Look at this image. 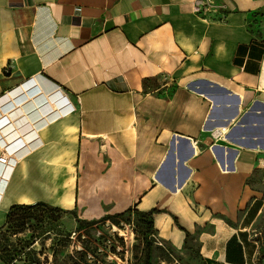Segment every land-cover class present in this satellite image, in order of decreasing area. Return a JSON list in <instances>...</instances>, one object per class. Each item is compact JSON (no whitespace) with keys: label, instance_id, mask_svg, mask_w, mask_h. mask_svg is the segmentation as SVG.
<instances>
[{"label":"crops","instance_id":"crops-1","mask_svg":"<svg viewBox=\"0 0 264 264\" xmlns=\"http://www.w3.org/2000/svg\"><path fill=\"white\" fill-rule=\"evenodd\" d=\"M0 0V231L44 202L151 213L190 264H264V0Z\"/></svg>","mask_w":264,"mask_h":264},{"label":"rangeland","instance_id":"rangeland-1","mask_svg":"<svg viewBox=\"0 0 264 264\" xmlns=\"http://www.w3.org/2000/svg\"><path fill=\"white\" fill-rule=\"evenodd\" d=\"M73 212L39 206L18 213L0 232V264H54L56 257L62 263L69 257L75 259L85 246L90 264H190L174 253L171 256L168 244L159 246L150 237V218L133 210L116 222L101 221L104 217L100 216L79 217L77 210ZM83 220L96 222L88 233L81 229ZM30 248L35 254H29Z\"/></svg>","mask_w":264,"mask_h":264},{"label":"trees","instance_id":"trees-1","mask_svg":"<svg viewBox=\"0 0 264 264\" xmlns=\"http://www.w3.org/2000/svg\"><path fill=\"white\" fill-rule=\"evenodd\" d=\"M39 206H41V207H47L48 209L53 210V211H55V212H57V211H61V210H62V209L59 208V207H54V206H51V205L46 204V203H44V202H37V203H35V204H17V205H14V206H12V207L10 208V210H9V212H8V216H7V223H6V225L8 224V222L11 221V219H12L14 216L18 215V213H24V214H26L28 211L33 210V209H35V208H37V207H39ZM128 211H132V209H129V210L125 211V212H128ZM133 211H134L135 213H137V214H138L139 216H141V217H144V218H150V220H151V228H152V231H153V233L150 234V237L153 238V235H156V233H155V231H154V227H153V223H152V219H151V213H143V212H139V211H135V210H133ZM67 212H69V213H73V214H74V212L71 211V210H67ZM125 212H123V213H118V214H115V215L106 216V217L102 218L101 221L111 220V221H115V222H116V221L118 220L119 217H122V216L124 215ZM80 223H81V229H84L85 232H87V233H88L89 229H90L94 224H96V222H93V221H87V220L80 221ZM6 225H5V226H6ZM81 229H80V230H81ZM2 230H3V229H2ZM2 230H1V231H2ZM1 231H0V232H1ZM48 233H49V235H50V234L52 233V231L49 230ZM80 235H81V234H78L77 237H80ZM60 236H61V238H64L65 235H64V234H60ZM153 239H154V238H153ZM154 241H155V240H154ZM30 246H31V245H30ZM30 246H29V247H30ZM159 246H160V245H159ZM162 247H164V246H162ZM164 248H165V247H164ZM83 250H84V251H82V252H77V253H76V254H77V257H75V259H73L72 257H69L66 261H63L62 263H60V262L58 261L57 257H56V259H55V263H54V264H90L89 260L87 259V254H88V252H89V248H88L87 246H85ZM29 251H30L29 254H35V251L32 250V248H30ZM167 252H168L171 256H173V254H172L171 251H168V250H167ZM10 255H12V253H10ZM54 255H56L55 252H54ZM12 259H13V257H12ZM10 261H11V260H10ZM30 261H33V260H30Z\"/></svg>","mask_w":264,"mask_h":264},{"label":"built area","instance_id":"built-area-1","mask_svg":"<svg viewBox=\"0 0 264 264\" xmlns=\"http://www.w3.org/2000/svg\"><path fill=\"white\" fill-rule=\"evenodd\" d=\"M192 4L193 11L198 14L199 16H207L211 13H215L219 11L220 5L218 4V0H190ZM6 154H1L0 156V163L7 162ZM155 242L160 245L164 246L163 242L158 238L157 235H153ZM180 264V263H179Z\"/></svg>","mask_w":264,"mask_h":264},{"label":"bare ground","instance_id":"bare-ground-1","mask_svg":"<svg viewBox=\"0 0 264 264\" xmlns=\"http://www.w3.org/2000/svg\"><path fill=\"white\" fill-rule=\"evenodd\" d=\"M115 227V226H114ZM120 230V229H119ZM121 234H123V233H121Z\"/></svg>","mask_w":264,"mask_h":264}]
</instances>
